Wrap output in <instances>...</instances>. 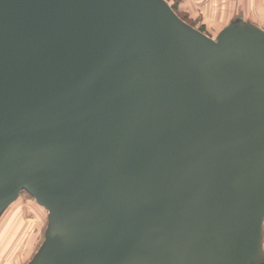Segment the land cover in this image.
<instances>
[{"label":"water","instance_id":"obj_1","mask_svg":"<svg viewBox=\"0 0 264 264\" xmlns=\"http://www.w3.org/2000/svg\"><path fill=\"white\" fill-rule=\"evenodd\" d=\"M24 190V264H264V27L0 0V216Z\"/></svg>","mask_w":264,"mask_h":264},{"label":"rangeland","instance_id":"obj_2","mask_svg":"<svg viewBox=\"0 0 264 264\" xmlns=\"http://www.w3.org/2000/svg\"><path fill=\"white\" fill-rule=\"evenodd\" d=\"M169 1L176 5L181 17L215 36L213 28L187 18L186 13L179 10V0ZM47 214L46 208L28 191L20 194L0 216V264H24L33 257L45 238Z\"/></svg>","mask_w":264,"mask_h":264},{"label":"crops","instance_id":"obj_3","mask_svg":"<svg viewBox=\"0 0 264 264\" xmlns=\"http://www.w3.org/2000/svg\"><path fill=\"white\" fill-rule=\"evenodd\" d=\"M179 10L200 25L213 28L215 36L240 17L264 27V0H181Z\"/></svg>","mask_w":264,"mask_h":264},{"label":"trees","instance_id":"obj_4","mask_svg":"<svg viewBox=\"0 0 264 264\" xmlns=\"http://www.w3.org/2000/svg\"><path fill=\"white\" fill-rule=\"evenodd\" d=\"M169 1V0H168ZM181 0H179L180 2ZM170 2V1H169ZM171 3V2H170ZM173 8L177 11L176 5L174 3H171ZM178 12V11H177ZM184 18V17H183ZM185 19V18H184ZM196 26V25H195ZM198 27V26H197ZM201 30L205 31L203 27H199ZM206 32V31H205Z\"/></svg>","mask_w":264,"mask_h":264}]
</instances>
